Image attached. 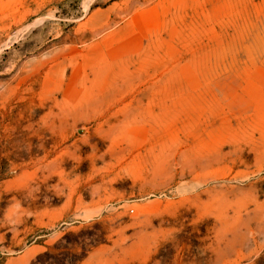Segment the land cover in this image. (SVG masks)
Segmentation results:
<instances>
[{"label": "rangeland", "instance_id": "374dc122", "mask_svg": "<svg viewBox=\"0 0 264 264\" xmlns=\"http://www.w3.org/2000/svg\"><path fill=\"white\" fill-rule=\"evenodd\" d=\"M0 264H264V0H0Z\"/></svg>", "mask_w": 264, "mask_h": 264}]
</instances>
